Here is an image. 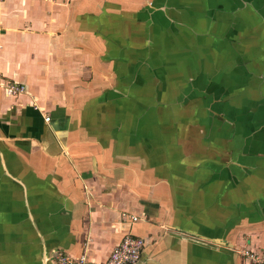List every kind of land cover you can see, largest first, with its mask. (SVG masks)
<instances>
[{
    "label": "crops",
    "instance_id": "obj_1",
    "mask_svg": "<svg viewBox=\"0 0 264 264\" xmlns=\"http://www.w3.org/2000/svg\"><path fill=\"white\" fill-rule=\"evenodd\" d=\"M126 233L264 264V0H0V264Z\"/></svg>",
    "mask_w": 264,
    "mask_h": 264
},
{
    "label": "built area",
    "instance_id": "obj_2",
    "mask_svg": "<svg viewBox=\"0 0 264 264\" xmlns=\"http://www.w3.org/2000/svg\"><path fill=\"white\" fill-rule=\"evenodd\" d=\"M3 88L4 92L11 96L18 95L25 90L24 85L14 84L11 82L6 83ZM45 119L48 120V117H45ZM129 219L133 221L136 219V217L130 215ZM143 245L144 241L140 236H136L132 233H126L123 238L112 248L111 252L104 261L90 263L84 254L73 257L60 251H56L52 258L54 259L55 264H137L141 258ZM245 255H248L250 261L256 263L259 261L264 262V255L259 258L251 251L245 252Z\"/></svg>",
    "mask_w": 264,
    "mask_h": 264
}]
</instances>
